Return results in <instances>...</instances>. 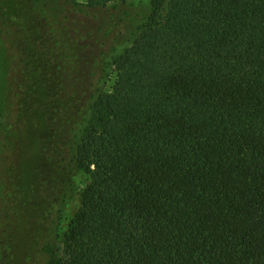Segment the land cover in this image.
Here are the masks:
<instances>
[{"label":"trees","instance_id":"16d2710c","mask_svg":"<svg viewBox=\"0 0 264 264\" xmlns=\"http://www.w3.org/2000/svg\"><path fill=\"white\" fill-rule=\"evenodd\" d=\"M112 68L79 208L29 264H264V0H151Z\"/></svg>","mask_w":264,"mask_h":264},{"label":"rangeland","instance_id":"374dc122","mask_svg":"<svg viewBox=\"0 0 264 264\" xmlns=\"http://www.w3.org/2000/svg\"><path fill=\"white\" fill-rule=\"evenodd\" d=\"M150 1L0 0V264L62 248L88 182L76 145Z\"/></svg>","mask_w":264,"mask_h":264}]
</instances>
